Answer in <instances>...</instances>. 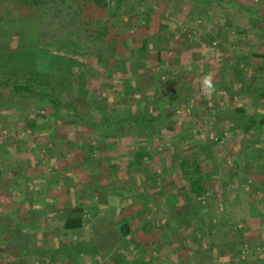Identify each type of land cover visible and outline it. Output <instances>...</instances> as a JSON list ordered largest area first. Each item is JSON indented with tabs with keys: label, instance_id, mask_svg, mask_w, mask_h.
Segmentation results:
<instances>
[{
	"label": "trees",
	"instance_id": "16d2710c",
	"mask_svg": "<svg viewBox=\"0 0 264 264\" xmlns=\"http://www.w3.org/2000/svg\"><path fill=\"white\" fill-rule=\"evenodd\" d=\"M163 1L158 0L156 2L157 6H160ZM181 1L189 5L191 13L185 17L189 23H195L200 19L208 20L207 13L211 7L219 8L221 12L219 16L222 17V10L224 9L220 5L222 0H199L196 3H193L194 0ZM177 3L179 4V2ZM227 3V8L231 9L235 1L228 0ZM124 5L125 0H0V109L6 111L19 108L20 110L21 108L23 109L24 104H29L34 106L38 111H48V115H40V118L45 119L46 122L60 121L61 116L65 117V119L69 118L71 120L69 122L66 121L64 124L68 127L66 130L70 137L75 136L80 125L85 126V130H89L87 133L89 136L93 134L92 128L96 127L101 130L97 134L100 140L106 138L108 134L116 136L124 135L122 139H128L127 134L129 130L135 131L138 135L149 140H163L167 134L175 133L180 119L177 116V109L180 105L189 101L190 96H192L191 91H194V86L197 87L196 91H202L204 84L202 80L207 76L202 72L204 66H200L197 70H189L182 65L185 48L186 46H190L191 40H185V38H188L189 33H184L180 37L170 29V25L165 24L161 25L160 30L162 28L167 29L161 32L166 33L168 31L170 36H167V38L161 33V36L158 35L156 37L158 41V45L155 47L156 54L150 55L147 39H144L138 48L141 58L135 62L137 64L130 63L129 58L126 57L125 48L119 44L123 40V37L121 39L119 35L122 34L130 37L132 28L136 24L135 17L137 18L139 13L132 8L128 9L124 7ZM163 6L165 5H161V7ZM177 8L176 10L178 11L179 9ZM118 11H121V13H118ZM241 13L242 17L244 15L247 16V21H249L251 28L256 31L259 40H264V17H260L256 12L248 13L242 11ZM106 16L109 17L110 21H106ZM171 16L174 15L171 13ZM241 16L240 18H242ZM124 17L128 18L126 23H123ZM225 18L232 19V16H226ZM149 19L146 17V22ZM115 20L118 21V24L113 22ZM113 29H117V31ZM243 34V32H238L237 35L235 34L236 36L234 35V41L231 43V46L235 47V51L225 50L224 53L228 56L225 59L226 62L231 61V64L229 66L225 65L227 66L225 68L231 70L232 75H234L236 82L234 86L237 88V92L232 91L231 81L226 80L223 74L221 76V83L226 86L228 97L233 98L243 95L259 96L260 100L264 102L263 85H253L254 78L247 76L248 69L253 65L252 60L256 57L263 59L264 47L259 49L262 53L243 51L242 48L237 49V45L239 46L244 41ZM240 36L241 38H239ZM169 38H175V45L172 47H168L169 43L171 44ZM215 40L209 39L207 45L217 50V46L213 45ZM43 45L50 46L53 49L56 47L67 49L61 53L63 56H68L72 53L78 54L84 60V68L70 67L66 71H63V73L56 70L61 74L62 79L60 81H54L49 75H43L36 71L33 72V68L38 63L37 57L39 59L43 52L53 53L52 51L44 50L49 49V47L44 48ZM167 50H172L173 57L164 59L163 53L169 52ZM88 59L90 61L87 62ZM143 62H150L146 65L149 68L148 72L155 66L153 62H156V79L151 73L145 72L142 74H144V78L150 77L149 80L154 85H159V91H168V93H164V96L162 95L165 99L164 106L161 104L163 107L159 106L161 98L159 100L156 99L155 115H149L145 112H134L132 110L113 113L110 110L112 108L108 101L109 97H103L102 104L92 98L91 94L95 89L93 85L96 79L101 80L104 78L112 83L102 91H112L110 100L114 103L117 100L119 101V96L124 98L133 95L134 92L132 91H140L137 77L140 75L138 74L139 71L145 66ZM263 68L264 66L258 67L260 70ZM26 69L32 71V73L22 74L21 72ZM103 80L100 86L104 88V84L107 85V83H104ZM90 85L92 89L89 87ZM201 98L203 100L204 96L202 95ZM216 107L217 105H215L213 110H216ZM89 111H91V114L97 115V117L94 116L92 120H89L88 115L90 113H87ZM36 117H29L28 127L32 131H35L37 127L38 118ZM230 123L233 127L238 126L242 128L244 132L248 131L249 127L257 124L254 118L246 115V111L243 108L236 110V113L231 116ZM260 123L263 124L264 119ZM127 124L131 126L130 129L127 128ZM63 134L59 138L60 140L61 138H66L67 135ZM213 146L199 143V145H196L195 150L204 152L206 157H210L213 154ZM87 147L88 150L84 154L83 163H77V167H81L87 160L93 163L92 160L98 158L95 153L97 146L89 144ZM84 149V146L80 147L82 152H84ZM183 155V152L176 153L168 161V164L160 166V174H156L152 172L153 169L150 166V163L153 161L152 152L138 150L130 154L128 153L125 155L128 160L124 167L125 171H111L112 174H109V179L111 180L109 182L106 181V185L102 188H108V190L114 189L117 182L121 180L120 174L125 173L129 177L127 179L128 186H132L135 190L134 196L136 201L140 198V195L136 193L138 190L134 187V181L132 180L134 179L132 178L133 173L141 172L146 174L147 180L151 181V185L155 184L156 190H160L158 188L160 180L164 182L167 171L176 168L188 184L187 192L184 195L186 203L182 207L177 206L175 203L177 196L170 194L167 197L168 199H166L167 208L157 211L156 216L159 217V223L158 226L156 225V250L160 248L157 239L159 236L161 239L164 238L165 234H163V230H167L171 237H174V240H171V245L176 243L175 252L177 251L178 255L187 253L185 258L189 259V255L192 253L190 257L191 263L187 260L185 264L264 263V253H256V250L262 247V243L257 242L256 244H252L242 240L239 237L243 236L241 231L233 234L236 245L232 250L237 252L238 258L235 260H221V257H218L216 253L218 226L213 223L206 225L205 220L199 217L200 212L205 208L204 206H208L209 202H211L210 198L207 197L208 191L212 190L207 185L210 176L205 177L203 175L200 163H191L186 158H183ZM92 166L93 164L87 170L93 171L94 167ZM106 166H109V163ZM103 168L101 173L95 172L92 178L89 177V182L83 183V185L89 188L91 187L89 184L93 179L97 181L100 178H104V175L109 170H106L107 168L105 167ZM1 175L0 173V177ZM185 180L184 182H186ZM84 190L87 191L86 188ZM111 193H113L114 197L115 194L120 195L116 189L113 192L111 191ZM204 199L209 200L205 201V205H202V200ZM87 207L88 205L76 204L64 211L65 220L62 233L64 231L71 232L84 229L87 223L85 218ZM161 212L167 218L164 225L160 223V220L164 217L161 215ZM179 219H181V223H184V226L179 223ZM173 220H176L178 223L175 227L172 224ZM10 221L15 222L16 229L14 234L11 236L7 235V237H18V235L24 237L23 232L18 229L17 223H26L29 219L17 217L16 215H13V217L0 215L1 223H10ZM115 226L120 228L124 238L129 236L132 230L129 221L125 220V218L120 221L118 220ZM159 232H161L160 235L158 234ZM135 245L142 253L148 254L152 251L148 246ZM195 246L197 247L196 250ZM244 246L247 247L249 252L241 259L239 257L243 256V254L240 251ZM38 255L44 260L45 254L42 255L40 253ZM259 255L261 258L258 257ZM138 258L142 263L145 262L141 253ZM35 264H43V262H35Z\"/></svg>",
	"mask_w": 264,
	"mask_h": 264
},
{
	"label": "rangeland",
	"instance_id": "374dc122",
	"mask_svg": "<svg viewBox=\"0 0 264 264\" xmlns=\"http://www.w3.org/2000/svg\"><path fill=\"white\" fill-rule=\"evenodd\" d=\"M194 0L193 3H196ZM228 1V0H227ZM156 2L158 0H125L124 7H127L128 9L132 8L136 11H138L139 15L136 19V24L132 28L130 37H126L125 35H119V38L123 37L122 42H119L121 46L125 48V54L126 57L129 58L130 63H135L138 61L139 58H141V53H139L138 48L141 45L142 40L147 39L148 45H149V52L150 55L156 54V45H158V41L156 40V37L159 35H165L170 36L168 31L166 33L161 32L164 30H167L165 28H161L162 24L170 25V29L177 33L178 36L182 37L184 33H189L188 38H185L186 41H190V45L192 46L190 57H192V61L188 58V62L184 64V66L187 69H191L192 67L198 66L200 67L201 64L196 65L194 64V61L204 58H216L217 55H221L220 50L209 48L206 46H203L208 42L207 37L210 39H218L220 33L219 25H221V21L223 20V17H220L218 14V8L217 7H211L208 10V20H197L195 23H189L186 20V15L188 14V8L187 5L181 1L178 0L179 4L176 2V0H164L161 5H165L161 7V5L157 6ZM247 2V0H246ZM160 3V2H159ZM175 3V4H174ZM248 3V2H247ZM174 4V5H173ZM190 4V3H189ZM247 5V4H245ZM138 6V8H137ZM173 6V7H172ZM176 6V7H175ZM177 6H179L177 8ZM175 8V9H174ZM179 9L178 11L176 10ZM181 8V9H180ZM216 9V10H215ZM227 13L231 12V9L226 10ZM118 13H121V11H118ZM147 13H149L147 15ZM172 15L174 16H171ZM220 13V12H219ZM170 14V16H169ZM147 15V16H146ZM165 16L167 17L165 19ZM128 17V16H127ZM127 17H124L123 23H126L128 20ZM150 18L148 22H146L145 18ZM164 17V19H163ZM220 18V19H218ZM243 18V17H242ZM106 21H110L109 17L106 16ZM115 24H118V21H113ZM132 27V24H131ZM135 29V30H134ZM114 31H117V29H113ZM112 30V31H113ZM222 38L223 36L232 35L231 33H228V31L222 28ZM208 34V36H205ZM168 38V37H167ZM122 39V38H121ZM171 41V44L169 43L168 47H172L175 45V38H169ZM219 40V39H218ZM201 46V47H200ZM44 48L49 47L50 52L53 53H46L43 52V54L40 55V58H36L38 60V63L36 64V67L33 68V72L36 71L37 73L43 74V75H49L53 78L54 81H60L61 74H59L56 70H59L61 73L63 71H66L70 67H79L84 68L83 64L84 60L81 56H79L76 53H72L68 56H63L61 53L63 51H66L67 49L62 47H56L52 48L50 46L43 45ZM64 49V50H63ZM257 50V49H256ZM169 52L163 53V58H171L173 57L172 50H167ZM185 56V55H184ZM90 61L89 59L87 62ZM145 66L139 71L138 74L139 77H137V82L139 84V90L140 91H132L134 92L133 95L126 96L124 98L119 96V101L114 103L111 101V95L112 91H102L105 88H108L112 83L106 79H96L94 82L93 87H95L94 91H92V98L98 103L102 104L103 97H109L108 101L111 104L110 110L115 112H125V110L129 111H136L139 113H147L149 115H155L156 114V99H160V107L163 104L164 106V97L162 96L164 93H168V91H159L158 86L151 83L150 77L144 78L145 72H148V67L146 66L150 62H143ZM154 63V67L150 70L151 73L155 79H156V62ZM137 64V63H135ZM205 69H207L209 66L204 65ZM131 68V66H130ZM197 68V67H196ZM209 69V68H208ZM207 69V70H208ZM32 71L23 70L22 74L32 73ZM103 80L104 88L100 85L101 81ZM135 80V79H134ZM164 80V78H162ZM166 80V79H165ZM168 86V85H167ZM61 87V86H60ZM91 87V85L89 86ZM92 89V87H91ZM171 91V90H170ZM169 91V92H170ZM121 92V91H118ZM136 93H138L136 95ZM162 96V97H161ZM158 97V98H157ZM192 98V97H191ZM191 98L187 103H184L179 106L177 109V116H179L177 131L175 133L167 134L165 138L163 139L164 142H158L156 140H149L147 138H144L143 136H140L137 134V132L129 130L128 131V139L125 140L122 139L124 135H112L108 134L106 138L100 140L98 137V133H100L101 130L98 128H92L91 131L93 134L90 136L87 134L89 130H85V126H79L78 132L75 134L74 137H70L68 135L66 128L67 125L64 124L69 122L71 119L61 116L60 121H53L51 123L46 122L45 119H41L40 115H48V111L40 110L38 111L34 106H31L29 104H24L25 106L23 109L19 108L17 109H11V110H1L0 109V167H1V179H0V197L1 199L6 198L5 193L2 192V187H5L6 184L9 182V172H12L14 175L18 174L19 179L15 183V192L18 195H13V199H24L29 198L28 201H33L34 205L40 204V202L43 201L44 197L46 196L42 195L41 189L43 186L44 188L50 187L54 189V187H57L59 189L60 201L63 200V202L67 201H73L77 204L78 198L82 199L83 205H88L87 209H89L91 204H95L97 207H100L101 205L105 204L110 205L111 207H115L117 210L116 214L114 213L115 218H120L129 221L132 229H142V233L138 232L133 234L134 242L132 241V244H140L143 246L145 243H148L150 245L156 246V200L159 202H163L157 198V195L160 192H156V185L152 184L151 181L148 179L146 174L143 173H133L132 179L134 181V187L137 188L138 193L140 195V198L135 201L134 196V188L132 186H128V176H126L125 173L120 174L121 180L117 182L115 188L112 190H108V188H102L106 181H110L109 174H112L111 171H125L124 167L126 166L128 160L125 157L126 154L133 153L134 151L138 150H148L152 152L153 154V161L150 163L151 168L153 169V173H156V169L160 170L161 165L168 164L167 159H170L179 152L182 145L183 137H185L184 132V124L189 121H193L196 118L194 117V105L192 104ZM191 102V103H190ZM211 102V101H210ZM162 106V107H163ZM159 107V108H160ZM25 109V110H24ZM123 109V110H122ZM206 109V108H205ZM204 109V110H205ZM204 113V111H202ZM90 113L88 115L89 120H92L94 116L97 117L94 113L91 114V111L87 112ZM30 116H37V127L35 131H32L28 127L29 117ZM87 118V119H88ZM59 120V119H58ZM95 120V119H94ZM183 127V130L181 128ZM127 128H131L129 124H127ZM189 130V129H188ZM192 131V135H194L193 128L190 129ZM210 132V131H209ZM215 131L214 133H216ZM65 133L67 136L65 139L61 140L59 139L62 135ZM95 133V134H94ZM61 134V135H60ZM72 134V133H70ZM191 135V136H192ZM210 135V134H209ZM126 137V136H125ZM195 138V135L193 136ZM57 138V139H56ZM73 138V140H72ZM91 140V143H90ZM176 140V141H174ZM170 142V143H168ZM177 144V145H174ZM92 144L93 146H97L95 149L97 159L94 158L93 163L92 162H85V164H82V166L77 167V163L81 162L83 163V158L85 152L88 150V145ZM85 147L84 152L80 150V147ZM213 149V154H214ZM69 151V152H68ZM205 151V150H204ZM200 153V151L198 150ZM202 153V152H201ZM204 154V152H203ZM109 159V162H108ZM109 163V166H106ZM93 164L92 167H94L93 171L87 170L88 167H90ZM149 164V162H148ZM103 167L107 168L106 170H109V172H106L104 175V178H100L96 181V179H93L92 182L89 184V188H87L83 183L89 182L90 178H92V175L95 174V172L101 173V171L104 169ZM3 171V172H2ZM89 171V172H88ZM178 169H169L167 171V174H174L177 175ZM119 172V173H120ZM90 173V175H89ZM41 174H43V177L41 178ZM165 179L167 180L169 177L167 176ZM24 175V176H23ZM26 175L28 178H26ZM171 176V175H170ZM30 178V180H29ZM166 180L164 182L166 183ZM43 181V185H42ZM162 183V180L159 182ZM178 184V183H177ZM28 187L27 193H25L24 187ZM14 186H12V189ZM31 188V190H29ZM87 189L84 190V189ZM116 189L120 193V195L115 194V197L113 192ZM46 190V189H45ZM50 193H47V196L52 194L51 190H49ZM46 192V191H45ZM85 192V193H84ZM157 193V195H156ZM167 193V192H166ZM23 194V195H21ZM8 195V194H7ZM78 197H77V196ZM83 195V196H82ZM121 195H125V200L122 201L120 199ZM32 197V198H31ZM124 197V196H123ZM85 198V199H84ZM138 202L141 204H138ZM120 204H126L128 209L125 210L124 205L121 207ZM164 204V203H163ZM206 203L202 202V205H205ZM162 206V205H161ZM165 206V205H164ZM163 206V207H164ZM7 207V206H6ZM40 207V206H35ZM206 207V205L204 206ZM123 208V209H122ZM155 208V209H154ZM19 209V208H18ZM88 212H85V218L88 221L89 215L91 214V210H87ZM4 212V211H3ZM18 212V210H17ZM35 213V211H32ZM103 213H105V208L102 210ZM7 215L8 211L5 212ZM21 213V212H19ZM146 213L148 215L147 222H149L151 225L149 227H144L143 224H141L140 215H144ZM212 218H216V214L213 211ZM37 214V213H35ZM3 215V214H0ZM3 215V216H4ZM161 215L163 213L161 212ZM34 221L40 220V218H33ZM91 219V217H90ZM164 219V217L162 218ZM212 220V219H211ZM15 222H6V224L3 223L2 230L5 231L6 228L9 229L10 232H15ZM179 223H181V219H179ZM92 223L87 224L85 230V233H77L79 231H64L63 233L60 232V230H53L48 233L49 241L48 242H40L42 243L45 248H36V250L33 249L32 244L27 243H20L17 242L14 245V249L19 250L18 253L12 252L11 249L8 247H5V244H3V252H0V264H34L35 262H45V260H41L42 257L40 255L35 256L34 254H40V253H48V254H56L55 257H51L50 260L56 261V256L58 258L62 257V255L66 256V259L64 264H77L79 257H82V255H85L86 253H90L93 255V251L96 248L98 250L97 246L100 241V237H96L95 239L92 238L93 235L90 236L89 231L92 228ZM18 226L20 224L17 223ZM41 227V226H39ZM175 227V226H173ZM113 229L116 228L114 225L112 227ZM234 228V227H233ZM38 229V227H37ZM167 229V228H165ZM82 230V231H83ZM148 230V232L145 233V231ZM40 231V229H39ZM63 231V229H62ZM81 231V232H82ZM234 232L238 233V229H233ZM58 232V235L55 236ZM159 235L161 232L158 233ZM164 238L157 239L159 243L158 250L150 251L151 256H145L144 259L149 262H145L146 264H168L171 260L169 253H177L176 243L174 245L168 244V239L171 237V235L167 232V230H163ZM75 236V237H74ZM76 236H78L76 238ZM27 240L35 242V239H39L41 237L40 232L38 234L31 233L26 235ZM241 237V236H239ZM13 238V236H12ZM57 238V241H54V239ZM75 239V240H73ZM163 239H166L163 241ZM116 241L114 238H110V244H115ZM120 245V248L122 249H129L128 243H124V241ZM31 243V242H30ZM36 243V242H35ZM119 244V243H116ZM127 244V245H126ZM179 245V243H178ZM31 246V247H30ZM174 246V247H173ZM177 246V245H176ZM180 246V245H179ZM30 247V248H29ZM35 247V246H34ZM108 250L110 249L109 244L106 242V245H104V248ZM175 248V249H174ZM263 247H260V250L256 251V253H264L262 251ZM197 247L195 246V250ZM216 249H218L216 247ZM34 250V251H32ZM92 250V251H91ZM38 252V253H37ZM248 249H246V253H248ZM134 253H142L136 249L134 250ZM156 253V254H153ZM169 257H166V256ZM185 255L187 253H181L177 256L175 254L174 260L170 264H185L187 260L190 262V257L185 258ZM128 257H134L132 254H129ZM140 256L134 257L131 261L132 264H144L142 261L138 258ZM169 258V259H168ZM186 259V260H184ZM39 260V261H37ZM125 260V259H124ZM144 260V261H145ZM192 260V259H191ZM30 262V263H29ZM47 262V261H46ZM113 262V261H112ZM111 261H108L106 264H116L115 262L112 263ZM48 264H52L51 262H47ZM191 263V262H190ZM193 263V262H192ZM128 264V263H124Z\"/></svg>",
	"mask_w": 264,
	"mask_h": 264
},
{
	"label": "crops",
	"instance_id": "0c3cea01",
	"mask_svg": "<svg viewBox=\"0 0 264 264\" xmlns=\"http://www.w3.org/2000/svg\"><path fill=\"white\" fill-rule=\"evenodd\" d=\"M177 1L178 0H176V2ZM234 1V6L231 7V12L229 13L225 11V9H229L227 8V0H222L220 3L222 8H224L222 10L223 20L221 21V25H219V40H215L213 45L217 46L221 55H217L216 58L202 57L201 59L194 61L195 66L199 64H201L200 66H204L205 64L209 66V69L207 68L208 70L203 67L202 72L207 76H211L212 90L209 92L203 84L202 91L198 92L196 91L197 87L194 86V91H191L192 96H190V98H192L190 101L194 100L192 101L195 108L193 115L196 119L184 124L185 137H183L182 145H179L181 146L179 152L184 153L183 158H186V160L191 163H200L203 175L205 177L210 176L208 178L207 185L208 187H211L212 190L208 191L207 197L210 198L211 202H209V205L200 212L199 217L202 220H205L206 225L213 223L218 226V249L216 250V253L218 254V257H221V260H235L238 258L237 252L232 250V248L236 245L233 235L236 232H234L233 229L241 231L243 235L241 236L242 240L248 241L252 244H256L257 242L262 243V251H264V123H260V121L264 119V102L260 100L259 96L243 95L235 96L233 98L228 97L225 88L226 86L221 83V76L223 74L226 77V80L231 81L232 91L237 92V88L234 86L236 85L235 77L232 75L231 70L226 69L227 66L231 64V61L226 62L225 59L228 56L224 54L225 50L235 51V47L231 46V43L234 41L233 38L235 34L237 35L238 32L244 33L242 35L244 41H242L239 46L237 45V49L242 48L243 51L259 53L261 52L259 49L264 47V40H259L256 31L251 28L249 21H247V16L244 15L243 18H240L242 11L248 13L256 12V14L260 17H264V0H247L248 3L246 0ZM187 8L188 14L191 13L189 5H187ZM217 10L219 14L220 9L218 8ZM226 16H232V19H227L225 18ZM222 28L224 30L226 29L228 33H231L232 35H225L222 38ZM205 36H208V34ZM239 38H241V36ZM209 39L210 37H207L208 42ZM208 42H206L203 46L209 47L207 45ZM191 48V45L186 46L185 48V56L182 57L183 66L184 64L192 61V57H190ZM188 58L190 59L189 62ZM252 64V67L248 69L247 76L249 78H254L253 85H263L264 87V68L262 70L258 69L259 66H264V57L263 59L258 57L254 58L252 60ZM196 67H192L189 70H197L198 66ZM164 95L165 94H163V96ZM202 95L204 96L203 100L201 98ZM215 105H217L216 110H213ZM238 108H243L246 111V115L254 118L257 122V124L253 127H249L246 132L238 126L233 127L230 123L231 116L236 113ZM202 111H204V113ZM191 128H193L195 138L193 137L194 135H192V131H190ZM181 130H183V127ZM215 131L217 132L214 133ZM156 141L164 142L161 139H156ZM199 143L214 145V154L210 157H206L203 153H199L198 150H195L196 145H199ZM174 145L177 144L174 143ZM170 159H167V162L170 161ZM176 173L177 175L167 174L169 178L166 180V183H158V188L160 190L157 189L156 191L160 193L157 195V198H159L160 201L163 200V202L158 203V200H156V204H158L156 205V210H165L167 208L166 199H168L167 197H169L170 194L177 196V200L175 201L177 206L182 207L185 205L186 201L184 199V195L187 192L188 184L183 178V175L180 174L179 170ZM156 174H160V170L156 169ZM9 175L11 176H9L8 184L1 189L2 192L6 194V198L1 199L0 197V212L4 215L6 214L5 212L8 211L7 215L9 217L16 215L17 217H26L29 221H26V223H19L20 226H18V229L23 232L24 237H20V235L17 234L18 237L14 236L13 238L7 237V235L11 236L15 232H10L8 228H6L5 231H1L4 222H0V252H3V244H5V247L11 249L12 252L18 253L19 250L16 249V247L15 249L13 248L17 242L32 244L34 250L41 247L45 248V246L42 243H39V241L48 242V233L50 231L60 230L62 232L65 220L64 211L68 209V207L76 205V203L73 201H60L61 195L59 194V189H57L58 186L54 187V189L50 187L43 189L42 186L41 193L42 195L46 194V196H41L44 198H41L43 201L40 202V204L34 205L33 201H28V197L24 199H13L12 194L18 195L15 192V183L17 180L22 179L18 178V174L14 175L12 172H9ZM28 176L26 175V178H28ZM40 177L42 178L43 174H41ZM184 180L186 182H184ZM12 186H14L13 189ZM24 189L25 193L29 192L27 186H25ZM29 190H31V188ZM49 190H51L52 194L47 196V193H50ZM120 199L124 201L125 195H121ZM207 200H202L203 204ZM80 204H82V199L78 198L77 205ZM138 204H141V202H138ZM123 205L125 207L124 209L127 210V205ZM123 205L120 204L121 207ZM90 206L91 207L89 209L86 208L85 210V212H88L87 210H91V214L89 215L86 225L92 223V228L90 229L89 234L90 236L93 235L92 238L94 239L99 236L100 242L98 244L100 245L97 246L98 250H96V248L94 249L93 255L86 253L85 255H82V257H79L77 264H106L108 261H113L112 263L115 262L116 264H132L133 262L131 260L137 255L140 256V253H134L136 245L132 244V241L134 242V239H132L134 236L133 234L137 233L138 230L142 233L143 230L141 228L134 230L129 223L132 230L129 236L124 238L121 234L120 228H112L119 220V218L113 217L114 213L116 214L118 209L107 204H105V207L104 205L97 207L94 203ZM104 208L105 213L102 212ZM32 211H35L37 214ZM213 211L216 214L215 219L212 218V215L214 214ZM157 217L158 216H156V218ZM165 217L166 216H164V219L160 220L161 225L165 224L167 220ZM33 218H40V220L33 222ZM147 219L148 215L146 213L142 216L140 215V223L143 224L144 227H149L151 225L147 222ZM11 222L12 221H10V223ZM156 222L158 226L159 220L156 219ZM172 224L173 226L178 225L176 220H173ZM86 225L84 229L86 228ZM14 226L16 229V225ZM81 231L77 233H85V230ZM34 232L35 234H38L39 232L41 234L39 239H35L36 243H33L30 240L28 241L26 237L27 234L29 235ZM146 232H148V230H146L145 233ZM54 235L57 236L58 232H56V234L54 233ZM77 237L78 236H76V238ZM110 238H114L117 242L113 241L119 244H110ZM171 240L173 241L174 237H170L168 239L167 242L170 245L172 243ZM54 241H57V238H55ZM120 241L128 243L129 249L125 250L120 248L122 243ZM106 242L109 244V250L108 247L107 249L104 248ZM143 246L150 247L152 251L156 248L155 245L151 246L148 243H145ZM246 249V246L242 247L240 253H242L243 256L241 255L239 258L243 259L245 257ZM43 254H45L44 264H48L47 262H53L52 264L65 263V261H63L66 259L65 255H62L60 258L56 256V261H53L50 259L57 253H42V255ZM129 254H132L134 257L129 258ZM175 254L177 253H169L171 260L168 264L172 263ZM191 254L189 257H191ZM34 255L37 256L38 254ZM147 255L151 256V253H141L142 257ZM260 255L258 257L261 258ZM41 260H43V258H41ZM145 262L149 261L145 260ZM145 262L144 264H146Z\"/></svg>",
	"mask_w": 264,
	"mask_h": 264
},
{
	"label": "clouds",
	"instance_id": "9594fccd",
	"mask_svg": "<svg viewBox=\"0 0 264 264\" xmlns=\"http://www.w3.org/2000/svg\"><path fill=\"white\" fill-rule=\"evenodd\" d=\"M203 82H204L205 87L210 92L212 90L211 76L204 77Z\"/></svg>",
	"mask_w": 264,
	"mask_h": 264
}]
</instances>
